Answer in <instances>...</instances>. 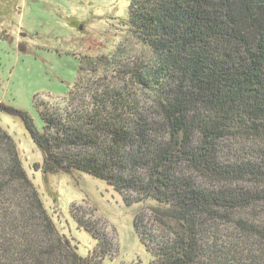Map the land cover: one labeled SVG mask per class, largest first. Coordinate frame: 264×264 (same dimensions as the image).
I'll list each match as a JSON object with an SVG mask.
<instances>
[{"label":"trees","instance_id":"16d2710c","mask_svg":"<svg viewBox=\"0 0 264 264\" xmlns=\"http://www.w3.org/2000/svg\"><path fill=\"white\" fill-rule=\"evenodd\" d=\"M123 23L149 55L125 64L123 43L81 55L63 99L72 102H36L42 131L27 111L0 109L24 121L45 173H89L128 205H149L134 218L147 264H264V0H131ZM115 71L117 84L90 87ZM76 221L96 239L88 256L60 231L0 125V264L116 255Z\"/></svg>","mask_w":264,"mask_h":264},{"label":"rangeland","instance_id":"374dc122","mask_svg":"<svg viewBox=\"0 0 264 264\" xmlns=\"http://www.w3.org/2000/svg\"><path fill=\"white\" fill-rule=\"evenodd\" d=\"M130 3L131 0H0V103L27 111L42 131L44 120L36 102L46 100L60 106L72 102L63 99L77 79L81 55H108L123 43L129 45L125 64L147 57V50L130 41L123 23L129 16ZM119 76L120 72L115 71L114 76L98 77L90 87L115 85ZM0 125L16 140L23 165L46 208L60 231L78 242L82 256H88L97 242L80 227L78 218L111 240L116 255L107 257L103 264L138 260L149 263L151 255L134 227L136 213L148 212V204L128 205L112 185L89 173H45L41 168L42 152L24 121L0 109Z\"/></svg>","mask_w":264,"mask_h":264}]
</instances>
